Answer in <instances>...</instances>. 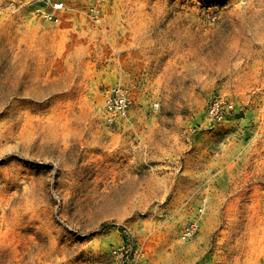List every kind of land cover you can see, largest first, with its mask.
<instances>
[{
    "label": "rangeland",
    "instance_id": "1",
    "mask_svg": "<svg viewBox=\"0 0 264 264\" xmlns=\"http://www.w3.org/2000/svg\"><path fill=\"white\" fill-rule=\"evenodd\" d=\"M51 2L0 0V264H264V0Z\"/></svg>",
    "mask_w": 264,
    "mask_h": 264
},
{
    "label": "built area",
    "instance_id": "2",
    "mask_svg": "<svg viewBox=\"0 0 264 264\" xmlns=\"http://www.w3.org/2000/svg\"><path fill=\"white\" fill-rule=\"evenodd\" d=\"M51 7L52 11L45 14L47 18H56L58 11L63 9V4L59 2H51V0H44ZM131 105V99L127 90L120 86L112 87L104 102V111L109 121H114L119 116L125 114ZM232 109L231 104H225L222 101L214 100L208 107V117L212 121H221L224 119L226 113ZM194 231V226L188 227L184 237L191 236ZM113 254L118 257L119 264H145L144 257L137 249L130 246L127 241L116 247Z\"/></svg>",
    "mask_w": 264,
    "mask_h": 264
},
{
    "label": "bare ground",
    "instance_id": "3",
    "mask_svg": "<svg viewBox=\"0 0 264 264\" xmlns=\"http://www.w3.org/2000/svg\"><path fill=\"white\" fill-rule=\"evenodd\" d=\"M13 85V84H12ZM15 87V86H14ZM25 87V86H24ZM28 87V86H27ZM21 89V88H20ZM10 90V89H9ZM31 90V89H30ZM29 90V91H30ZM33 90V89H32ZM36 90V89H35ZM35 90H33L34 91V93H35ZM22 91V90H21ZM25 92L27 91V90H24ZM8 92V91H7ZM14 92V91H13ZM37 92V91H36ZM18 93V92H17ZM27 93V92H26ZM11 94V93H10ZM0 96H2V95H0ZM29 96V95H28ZM8 98V97H7ZM2 100V99H1ZM5 100V99H4ZM1 105V104H0Z\"/></svg>",
    "mask_w": 264,
    "mask_h": 264
}]
</instances>
